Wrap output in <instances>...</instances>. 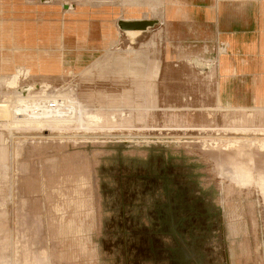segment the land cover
<instances>
[{
	"label": "rangeland",
	"instance_id": "374dc122",
	"mask_svg": "<svg viewBox=\"0 0 264 264\" xmlns=\"http://www.w3.org/2000/svg\"><path fill=\"white\" fill-rule=\"evenodd\" d=\"M164 2L0 0V264H264V128L208 129L264 108H218ZM145 64L153 106L125 96Z\"/></svg>",
	"mask_w": 264,
	"mask_h": 264
},
{
	"label": "crops",
	"instance_id": "0c3cea01",
	"mask_svg": "<svg viewBox=\"0 0 264 264\" xmlns=\"http://www.w3.org/2000/svg\"><path fill=\"white\" fill-rule=\"evenodd\" d=\"M164 6L165 22L169 29L178 31L182 28L190 40L203 42L206 47L209 45L216 51L218 108H264V0H165ZM125 32L135 42L143 31ZM198 49L203 50L201 45ZM134 61L138 62V59ZM194 63L200 71L210 66L199 59H194ZM150 65L133 69L134 77L128 82L133 90L125 96L153 106L156 100L154 80L159 69ZM20 69L17 68L16 72ZM258 128L264 127L233 124L208 129ZM3 152L0 146V158ZM224 165L233 166L234 163L228 161ZM235 181L242 179L235 178Z\"/></svg>",
	"mask_w": 264,
	"mask_h": 264
},
{
	"label": "flooded vegetation",
	"instance_id": "af4514ba",
	"mask_svg": "<svg viewBox=\"0 0 264 264\" xmlns=\"http://www.w3.org/2000/svg\"><path fill=\"white\" fill-rule=\"evenodd\" d=\"M188 207L185 204L179 202V204H176L173 206L171 214L169 215L170 219L169 222H167L168 226H173V228L177 227V226H182V224L180 225L181 222H183V224L185 223L184 221L190 220L189 215H190V209L189 208H185ZM198 218L204 217L203 214L198 213L197 214ZM183 218V220L181 219ZM201 223L198 224V226H200ZM184 227V226H183ZM185 231V229H184Z\"/></svg>",
	"mask_w": 264,
	"mask_h": 264
},
{
	"label": "water",
	"instance_id": "95a60500",
	"mask_svg": "<svg viewBox=\"0 0 264 264\" xmlns=\"http://www.w3.org/2000/svg\"><path fill=\"white\" fill-rule=\"evenodd\" d=\"M148 25H151V24L147 21H141V22L125 23L121 27L124 30H127V29H146Z\"/></svg>",
	"mask_w": 264,
	"mask_h": 264
},
{
	"label": "bare ground",
	"instance_id": "6f19581e",
	"mask_svg": "<svg viewBox=\"0 0 264 264\" xmlns=\"http://www.w3.org/2000/svg\"><path fill=\"white\" fill-rule=\"evenodd\" d=\"M148 28V27H147ZM127 30H139V31H144V30H146V29H127ZM1 104V103H0ZM2 104H8V103H6V102H3Z\"/></svg>",
	"mask_w": 264,
	"mask_h": 264
},
{
	"label": "built area",
	"instance_id": "2783aa9c",
	"mask_svg": "<svg viewBox=\"0 0 264 264\" xmlns=\"http://www.w3.org/2000/svg\"><path fill=\"white\" fill-rule=\"evenodd\" d=\"M48 105H49V106H48L49 108H50V107H53V106H55V102L51 101V102L48 103Z\"/></svg>",
	"mask_w": 264,
	"mask_h": 264
}]
</instances>
